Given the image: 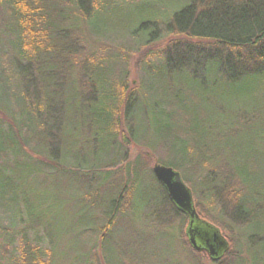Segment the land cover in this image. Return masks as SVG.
Segmentation results:
<instances>
[{
    "label": "trees",
    "instance_id": "trees-1",
    "mask_svg": "<svg viewBox=\"0 0 264 264\" xmlns=\"http://www.w3.org/2000/svg\"><path fill=\"white\" fill-rule=\"evenodd\" d=\"M182 2L178 10L166 14L163 21L157 17L142 20L131 34L147 46L163 37L169 41L162 61L151 74L158 76L155 78L159 79L162 87L167 85L170 99L163 100L165 96L161 91L157 92L159 96L153 95V114L148 111L143 118L147 120L149 116L158 128L159 137L153 136L152 140H148L135 137L131 127L134 118L127 109V105L138 103L141 97L147 99L146 94L142 96L145 87L135 94L126 95L122 79L113 80L112 69L106 75L101 73L104 78L102 83L98 82L99 71L88 69L99 57L96 51L89 50L88 47L96 50V46H90L91 41L121 34L106 30L101 25L98 0H0V187H26V179L31 176L35 181L29 186L38 182L41 186H75L76 192L92 189L94 184L102 181L92 176L95 165L90 163L96 160L95 155L87 158L88 166H77L74 163L76 158L86 161L81 154L72 152L73 138L81 127H87L94 145L91 151L95 152L99 144L95 139L97 133L113 134L114 146L106 149L103 164L97 166L99 173H96L112 186L105 189L98 208L89 204L80 208V220L85 226L80 237H90L89 264L141 263L140 257L130 258L124 246L139 250L148 247L153 259L150 264H155L156 258L166 248L178 252L177 236L171 231H160L159 227L165 226L163 224L168 219L162 222L164 214L159 213L157 208L168 202L182 218L181 232L185 223L187 229L189 218L170 202L162 185L154 177L147 176L142 162L150 160L151 154L161 150L167 153L168 160L158 164L176 171L180 166L196 167L201 172L217 168V153L207 148L200 152L198 123L194 121L206 118L201 115H207L204 104L210 94L219 89L221 95L242 100L245 106H257L264 102V0ZM109 45L105 44L104 49ZM146 67L150 68V65ZM217 81L221 85L218 86ZM103 90L105 94H102ZM102 99L105 114L101 112V120L97 121L93 117L94 106H101ZM80 104V108L77 107ZM124 104L125 133L121 129L123 114L119 111ZM101 107L100 110L104 109V105ZM82 108L81 120L78 113ZM127 134L130 138L126 137ZM164 134L166 138H163ZM119 138L122 140L120 144L117 143ZM143 141H146L150 152L147 150L146 154L126 164L129 144L138 145ZM119 151L122 157L114 161L107 159L111 154H119ZM222 165L228 168L225 162ZM120 166L122 180L114 183L111 180L115 174L113 170ZM138 176L143 180L150 178L153 186L156 185L163 195L153 202L137 196L128 201L129 186L132 182L133 186L138 185ZM226 178L208 174L204 182L197 184L198 191L201 189L212 205L215 197L225 200V213L229 207L232 217L244 225L245 245L256 246L251 240L264 241L262 206L254 197L242 200L244 188L235 202L229 194L230 184L227 182L230 178H238L243 187L242 180L236 173H229ZM5 192L6 189L0 191V230L4 231V242L14 248L7 264H61L56 262L58 253L53 223L30 212L31 203L26 195L24 198L14 194L6 197ZM123 202L125 207H121ZM200 206L196 208L200 216L202 213L203 221L220 230L211 223L214 218ZM132 207L134 210L142 207L151 209L152 217L146 226L152 227L149 228L152 230L145 236L148 244L143 243L144 246L140 242L134 245L132 239V236L140 237L136 226L139 222L127 223ZM23 220L29 226L18 229L19 239H14V232L18 231ZM254 222L255 230L250 229L252 236L249 237L247 227ZM186 229L185 236L182 234L183 244L193 250ZM28 230L41 232L49 246L42 244L44 238L31 239ZM125 235L130 236L132 241L124 239ZM228 242L232 246L227 253L218 260L209 256L210 264H248L247 258L242 259L241 252H236L235 239ZM97 249L101 250V255L95 252Z\"/></svg>",
    "mask_w": 264,
    "mask_h": 264
},
{
    "label": "rangeland",
    "instance_id": "rangeland-1",
    "mask_svg": "<svg viewBox=\"0 0 264 264\" xmlns=\"http://www.w3.org/2000/svg\"><path fill=\"white\" fill-rule=\"evenodd\" d=\"M99 2V18L102 19L101 25L104 29L110 31H119L121 34L108 36V38L100 37L99 41H91L90 46H96L89 48L90 51H96L99 54V57H96L94 66L89 67L88 69L99 71L98 73V82H104L103 74L106 75V72L112 69V77L114 81L123 82L122 89L125 91L126 95L135 94L139 89L144 88V93L146 94V100L143 97L140 98L138 103H131L127 105V109L131 111V115L134 120L132 123L133 132H135V137H141L144 139L152 140L151 137H159L158 128L149 116L147 120L143 118L145 113H152V100L154 99L153 95L159 96L158 91L164 92V99L169 100L170 97L167 93V85L162 87V84L159 82L157 75L154 76L153 69L160 64L162 61L163 53L168 48L169 41L166 37H163L161 40L152 43L151 45H144V43H139L138 39H135L131 34H134V31L138 29V25L142 20L150 19L157 17L160 21H163L171 12L177 11L184 2L182 0H98ZM161 27V23L158 25ZM161 30L163 28L161 27ZM162 35V32H160ZM144 39V38H142ZM140 39V40H142ZM95 44V45H94ZM105 44H110L108 48L104 49ZM140 44V45H138ZM102 49H104L102 51ZM102 51V52H101ZM143 59H145L143 61ZM146 65H150V68H147ZM215 65H213L214 67ZM161 66L159 69L161 70ZM218 86L221 85L219 81ZM168 84V83H167ZM161 88H160V87ZM214 91L210 94L209 98L205 102L204 106L207 109H204L207 115H201L206 118L195 119L198 129L197 137L199 138V146L201 145V151L204 152L207 148L208 150L214 151L217 156L215 161V166L217 168L208 169L205 172H201L200 169L196 168L191 169L189 166H180L178 171L181 173L185 183L193 191L195 205H201L205 211L209 212V216L213 217L214 220L211 223L215 224L220 228L221 235L229 239H235V250H239L242 254V259L247 258L248 264L250 261L252 264H264V241L259 242L255 239L251 240L255 245H245V228L243 223L240 221L237 222L229 213L230 208L228 207L227 212L225 213V207L223 204L225 200L215 197V202L212 205V202L207 200V197L203 195L201 189L198 191L197 184L204 182V178L211 174L212 176L224 177L226 180L229 173H236L238 177L242 180V185L238 178H230L228 180L229 185V194L232 195V198L237 202L239 195L242 193V200L245 201L248 198L254 197L259 204H261L264 211V102L262 101L260 105H248L241 103L242 100L233 99L230 96L221 95V91ZM114 92V91H113ZM166 92V94H165ZM226 92V91H225ZM106 91L103 90L102 94H105ZM109 94V92H107ZM106 101V97L103 98ZM102 99L101 106L104 105V109L100 110L101 106H94V115L93 116L97 121H100L101 112L105 114V102ZM138 100V99H137ZM247 105V104H246ZM81 104L77 107L80 108ZM125 104L120 107V113L122 115V132H126V123L123 119ZM107 107V106H106ZM80 109L78 115L82 120V113ZM149 115V114H148ZM103 117V116H102ZM105 117V116H104ZM105 124V123H104ZM100 132V131H99ZM112 133V132H111ZM90 131L87 127H81L79 132L73 138L72 141V152L75 154H81L84 156L86 163L83 162L81 158H76L75 164L80 166H88L87 158H93L95 155V161L90 163V165H95L94 170L92 171V176L102 180L93 185L92 189H89L84 192H76L77 188L75 186L69 187H55L51 184L47 186H41L40 183L35 182L29 186L32 181L29 176L26 179L28 185L19 186L18 188L11 187H0V191L6 189V197L9 195H16L18 198H21L26 195L30 199V212L39 218L46 219V221H51L53 223V230H55V241H56V253L58 257L56 262L61 264H89L88 263V253L90 252V237L82 236V230L85 229V226L81 222L80 218V208L82 206H96L98 208V203H102L103 195L106 188H110V183H108L105 178L99 173L97 166L99 167L103 164L105 151L108 147L113 148L114 137L113 134H107L102 131L97 133V139L99 141L98 149L95 152H92L91 149L94 148L92 144L91 136L89 137ZM122 135V134H121ZM165 137V134L163 135ZM127 138H130L127 134ZM122 140L118 139L117 143H121ZM146 141H143L142 144H129L127 148L126 157H128L126 164L132 162L137 157H140L141 154L145 153L149 147L145 144ZM150 152V151H149ZM151 159L144 160L143 165L147 169L148 174L151 177H154L152 169L153 167L162 161L168 160L167 153L163 151H157L155 154H151ZM122 157V153L119 151V154H111L107 159H118ZM100 161V163L98 162ZM228 165V168L223 163ZM147 165V166H146ZM222 165V166H221ZM221 166V167H220ZM220 167V168H219ZM237 168V169H236ZM120 168L113 170L114 176L111 177L114 183H118L122 180V171ZM83 172V170H81ZM110 171V170H109ZM146 171V170H145ZM8 173V172H6ZM155 178V177H154ZM31 179V180H30ZM136 180L133 173V182ZM64 182L63 180H59ZM71 183V181H69ZM132 182V183H133ZM129 186L130 196L127 198L128 201H133L136 198H147L150 201H154L155 198L163 193L160 189L150 182V178L145 177L144 180L142 177H137V184ZM116 188V187H115ZM197 188V189H196ZM246 190V193H245ZM23 191V192H22ZM23 193V194H22ZM84 193V194H83ZM249 195V196H248ZM248 196V197H247ZM258 198V199H257ZM125 207L126 203L123 202L121 207ZM154 208V207H153ZM32 209V210H31ZM132 207L131 217L127 220L128 224H135L139 222L136 226L140 237L132 236L134 240V245L136 242L148 244L145 240V237L148 234V231L152 230L149 226H146V222L149 221L151 216L150 207L144 209ZM155 210V209H154ZM157 211L163 216L162 222L165 219H168V222H165L159 227L160 231H171L174 235L177 236V251L166 248L161 252L158 258L154 262L155 264H210L209 255L205 252L201 254L194 252L193 250L187 249L183 244L182 237H184L185 226L180 229L182 223V218L180 215H177L168 204L165 202L164 205L159 206ZM27 212V210L25 211ZM99 209L95 212L98 213ZM163 212V213H162ZM172 213L171 214H166ZM224 212V213H223ZM28 213V212H27ZM26 213V214H27ZM166 214V215H165ZM201 217L202 216V213ZM262 222L264 221V213H262ZM221 215H224V218H221ZM152 217V216H151ZM154 223V222H153ZM167 223V224H166ZM145 225V226H144ZM151 226L152 223H150ZM255 222L247 227L249 237L252 236L250 229H253ZM29 225L25 224V220L20 222L17 230H22ZM264 226V222H263ZM4 227V226H2ZM4 229V228H2ZM264 229V228H263ZM14 232V239H19L18 233ZM255 230V229H253ZM31 239L37 237L44 238V235L39 232L29 231ZM184 236H183V235ZM4 231L0 230V264H7V260L12 254V248L9 247L4 242ZM18 237V238H17ZM264 237V235H263ZM128 242L132 241L131 237L128 235L124 236ZM18 243V240H17ZM230 243V242H229ZM44 246H49L47 239L42 242ZM41 244V245H42ZM231 245V243H230ZM144 246V245H143ZM232 246V245H231ZM144 250L136 249L135 247H129L126 249L124 246V251L129 255L130 258L140 257L141 263L132 262L131 264H150L153 260L148 247ZM14 249V248H13ZM95 251V250H94ZM248 251V255H247ZM17 251H15L16 253ZM91 252L92 248H91ZM101 255V250L97 249L95 251ZM14 253V252H13ZM122 253V252H121ZM148 254V255H146ZM6 260V261H3Z\"/></svg>",
    "mask_w": 264,
    "mask_h": 264
},
{
    "label": "water",
    "instance_id": "water-1",
    "mask_svg": "<svg viewBox=\"0 0 264 264\" xmlns=\"http://www.w3.org/2000/svg\"><path fill=\"white\" fill-rule=\"evenodd\" d=\"M156 180L165 188L169 200L189 219L186 230L189 243L197 252L206 251L212 259L221 258L228 250L229 243L219 229L202 221L197 213L193 195L181 174L171 167L156 164L152 169Z\"/></svg>",
    "mask_w": 264,
    "mask_h": 264
}]
</instances>
